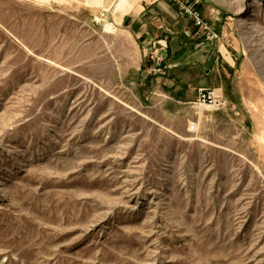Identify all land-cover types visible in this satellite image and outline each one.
<instances>
[{
	"label": "rangeland",
	"instance_id": "374dc122",
	"mask_svg": "<svg viewBox=\"0 0 264 264\" xmlns=\"http://www.w3.org/2000/svg\"><path fill=\"white\" fill-rule=\"evenodd\" d=\"M184 1L196 52L112 16L173 1L0 0V264H264V0Z\"/></svg>",
	"mask_w": 264,
	"mask_h": 264
},
{
	"label": "crops",
	"instance_id": "0c3cea01",
	"mask_svg": "<svg viewBox=\"0 0 264 264\" xmlns=\"http://www.w3.org/2000/svg\"><path fill=\"white\" fill-rule=\"evenodd\" d=\"M170 8L173 15H145L140 13L139 15H132L130 12H126L123 15H112L116 20L118 26L135 29L139 35L146 36L151 33V37H156V42L160 43H174L176 40L180 42V48L183 49L182 43L185 45H194V52L196 48H200L209 43V41H200L194 34L196 28L194 27L192 20L179 15V13L172 8L170 5H166V11ZM144 14V15H142ZM147 34V35H148ZM169 39V40H168ZM194 52L191 54L193 55ZM222 52L221 49H217V53ZM224 54H216L213 56V65L209 73L203 75V80L197 85H208L211 84L219 89L223 88V84L227 86V80L229 78L228 66H232L231 62L228 61L227 68L222 64ZM182 59V58H181ZM224 62V61H223ZM174 67H177V65ZM205 68L201 63L191 65L190 69L201 70ZM196 74L192 76V79L196 78ZM207 78H210L207 83Z\"/></svg>",
	"mask_w": 264,
	"mask_h": 264
},
{
	"label": "built area",
	"instance_id": "2783aa9c",
	"mask_svg": "<svg viewBox=\"0 0 264 264\" xmlns=\"http://www.w3.org/2000/svg\"><path fill=\"white\" fill-rule=\"evenodd\" d=\"M169 1L177 3L180 8V14L188 19H191L194 27L203 33V35L207 36L209 39L215 37L212 31L213 27L211 22L201 14V11L195 3H190L184 0ZM198 102L208 104L210 106H218L221 104V96L214 88H203L200 90Z\"/></svg>",
	"mask_w": 264,
	"mask_h": 264
},
{
	"label": "water",
	"instance_id": "95a60500",
	"mask_svg": "<svg viewBox=\"0 0 264 264\" xmlns=\"http://www.w3.org/2000/svg\"><path fill=\"white\" fill-rule=\"evenodd\" d=\"M107 12V9H103L102 14H105Z\"/></svg>",
	"mask_w": 264,
	"mask_h": 264
}]
</instances>
